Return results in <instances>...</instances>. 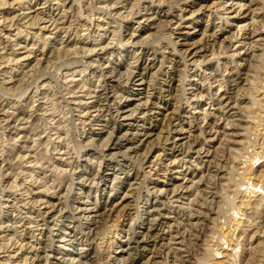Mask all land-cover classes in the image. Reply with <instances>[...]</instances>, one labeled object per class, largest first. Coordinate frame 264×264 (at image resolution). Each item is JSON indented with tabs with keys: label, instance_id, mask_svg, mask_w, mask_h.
<instances>
[{
	"label": "rangeland",
	"instance_id": "rangeland-1",
	"mask_svg": "<svg viewBox=\"0 0 264 264\" xmlns=\"http://www.w3.org/2000/svg\"><path fill=\"white\" fill-rule=\"evenodd\" d=\"M257 87L264 0H0V264H264Z\"/></svg>",
	"mask_w": 264,
	"mask_h": 264
},
{
	"label": "bare ground",
	"instance_id": "bare-ground-1",
	"mask_svg": "<svg viewBox=\"0 0 264 264\" xmlns=\"http://www.w3.org/2000/svg\"><path fill=\"white\" fill-rule=\"evenodd\" d=\"M188 2V1H187ZM42 28H44V26H42ZM104 48V47H103ZM139 60V59H138ZM137 75V74H136ZM142 78V77H141ZM141 81V80H140ZM261 89V88H260ZM257 90L259 91L256 95H255V100H257V101H260V100H262V101H264V90H263V88H262V90H259V88L257 87ZM104 93V92H103ZM256 93V92H255ZM139 102V101H138ZM140 103V102H139ZM138 103V104H139ZM256 103V102H255ZM257 103H259V102H257ZM260 103H261V101H260ZM135 106V105H134ZM119 110V109H118ZM125 134V133H124ZM132 138V137H131ZM251 152V151H250ZM240 156V155H239ZM248 161V160H247ZM244 162V161H243ZM250 164V163H249ZM248 172H250V171H248ZM245 177V176H244ZM251 177L248 175L247 177H246V180H249ZM243 195V194H242ZM247 195V194H246ZM251 196H243V199H242V201H241V204H240V208L239 209H243V208H245L246 206H248L249 204V201H250V198ZM153 217V216H152ZM155 218V217H154ZM234 219V221H233V225L232 226H234L233 228H234V230L236 229V228H238L239 227V225H240V220H239V218L237 217V216H235L234 215V217H233ZM50 219V218H49ZM153 221V220H152ZM157 221V220H156ZM149 222H151V221H149ZM150 225V224H149ZM148 225V226H149ZM153 225V224H152ZM152 227V226H151ZM154 227V226H153ZM149 229H151V228H149ZM74 233V232H73ZM230 234H232V233H230ZM229 233H228V236L230 235ZM12 236V235H11ZM225 236L226 237H228L227 236V234H225ZM229 238H230V236H229ZM227 240L229 241V242H231V239H228L227 238ZM228 241H226V242H228ZM35 248V247H34Z\"/></svg>",
	"mask_w": 264,
	"mask_h": 264
}]
</instances>
